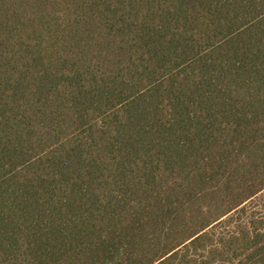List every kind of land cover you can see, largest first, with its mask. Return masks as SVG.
Segmentation results:
<instances>
[{
	"label": "trees",
	"instance_id": "obj_1",
	"mask_svg": "<svg viewBox=\"0 0 264 264\" xmlns=\"http://www.w3.org/2000/svg\"><path fill=\"white\" fill-rule=\"evenodd\" d=\"M262 195L264 0H0V264H264Z\"/></svg>",
	"mask_w": 264,
	"mask_h": 264
},
{
	"label": "rangeland",
	"instance_id": "obj_2",
	"mask_svg": "<svg viewBox=\"0 0 264 264\" xmlns=\"http://www.w3.org/2000/svg\"><path fill=\"white\" fill-rule=\"evenodd\" d=\"M260 201H262L263 204H264V195L261 196ZM220 230H221V229H220Z\"/></svg>",
	"mask_w": 264,
	"mask_h": 264
}]
</instances>
